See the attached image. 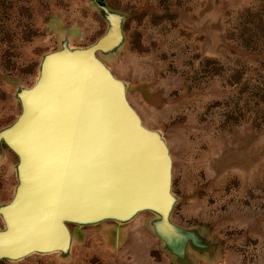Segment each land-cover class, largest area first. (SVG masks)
<instances>
[{"label": "rangeland", "instance_id": "374dc122", "mask_svg": "<svg viewBox=\"0 0 264 264\" xmlns=\"http://www.w3.org/2000/svg\"><path fill=\"white\" fill-rule=\"evenodd\" d=\"M92 49L163 145L167 208L61 217V248L0 264H264V0H0V239L25 99Z\"/></svg>", "mask_w": 264, "mask_h": 264}, {"label": "water", "instance_id": "95a60500", "mask_svg": "<svg viewBox=\"0 0 264 264\" xmlns=\"http://www.w3.org/2000/svg\"><path fill=\"white\" fill-rule=\"evenodd\" d=\"M92 50L46 58L14 133L22 184L4 211L0 256L61 248V217H124L167 208L163 145L140 123Z\"/></svg>", "mask_w": 264, "mask_h": 264}]
</instances>
